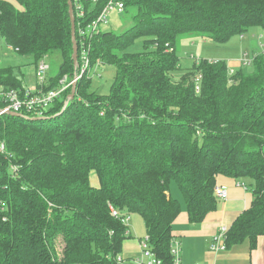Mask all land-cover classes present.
Listing matches in <instances>:
<instances>
[{
  "label": "trees",
  "instance_id": "trees-1",
  "mask_svg": "<svg viewBox=\"0 0 264 264\" xmlns=\"http://www.w3.org/2000/svg\"><path fill=\"white\" fill-rule=\"evenodd\" d=\"M107 1L79 0L84 16L73 8L76 40L78 27ZM116 1L131 26L95 34L89 52L91 68L97 62L115 67L108 92L91 91L85 70L63 111L71 86L43 118L0 117V139L19 166L11 178L0 157V197L9 209L0 221V264H120L131 213L143 220L150 253L173 264L172 224L181 204L171 182L189 222L199 223L217 208L218 175L244 187L249 181L253 195L227 228L226 248L247 241L254 249L264 236V52H252L249 73L241 66L230 73L224 60L194 59L179 80L171 75L181 66L179 38L224 43L252 26L264 30V0ZM0 35L15 52L32 55L35 66L60 54L46 91L58 88L64 75L70 80L80 73L67 0H0ZM137 41L141 52H125ZM0 85L24 87L12 67H0Z\"/></svg>",
  "mask_w": 264,
  "mask_h": 264
},
{
  "label": "rangeland",
  "instance_id": "rangeland-1",
  "mask_svg": "<svg viewBox=\"0 0 264 264\" xmlns=\"http://www.w3.org/2000/svg\"><path fill=\"white\" fill-rule=\"evenodd\" d=\"M107 20V24L100 25L101 31L121 33L131 26V22H127L123 14L115 10L108 13ZM259 41H263L262 43H264V30L257 26L250 27L242 36L238 34L232 35L224 43H218L202 36H182L177 43V54L180 58L181 66L174 70L171 75L175 80H179L185 72L193 67L194 59H208L213 61L224 60L229 69L234 70L241 66L243 72H252L254 68L253 64L242 65L240 64V60L243 58L244 54L250 59L252 57V52L258 50ZM142 49V43L137 41L133 45L127 47L125 52H141ZM34 61L32 55H21L7 46L3 37L0 35V67H12L15 76L22 79L24 86L36 83ZM45 61L49 65L47 77L55 75L61 63L60 54L58 52H53L45 58ZM114 74L115 67L113 65H101L89 75L91 78L90 90L99 93H107L113 82ZM75 83L76 82L72 83V86ZM17 172L19 173V171ZM90 181L92 185H98V180L94 173H92ZM170 188H172V193L176 192V195H178L183 202V198L175 182H171ZM133 221L134 227L140 232L141 238H145L146 231L141 216L134 213ZM131 231L133 232L132 228ZM118 256L121 257V254ZM137 258H139L140 261H137ZM129 261H131V263L134 261V264H146L148 260L147 256L141 252L134 258L129 257V259H124L120 264H127Z\"/></svg>",
  "mask_w": 264,
  "mask_h": 264
},
{
  "label": "built area",
  "instance_id": "built-area-1",
  "mask_svg": "<svg viewBox=\"0 0 264 264\" xmlns=\"http://www.w3.org/2000/svg\"><path fill=\"white\" fill-rule=\"evenodd\" d=\"M97 1V0H93ZM73 8L77 12L78 17L84 16V9L79 0L73 2ZM124 9L123 3L116 0H108L105 6L102 8L100 13L96 18L88 22L86 25H80L78 27V36L77 44L80 48L79 58L82 63L81 70L79 74L74 75L72 79L69 80L67 75H64L59 81V87L51 90H44L42 87L47 81V72L49 69L48 63L45 61V57L39 60L35 66V77L36 83L24 86L22 89H12L6 88L3 85H0V117L5 115L7 112H17L23 115H30L33 117H42L44 116L45 110L47 107L68 87L72 86V83L78 82L81 78L82 73L85 70H88L90 73L94 72L95 69L101 66L97 62L95 68H91L89 62V52H90V41L92 37L101 31L100 25L107 24L108 13L115 10L118 13H122ZM77 35V34H76ZM259 49L264 52V43H259ZM255 54H252V57L249 59L247 55L244 54L241 63L250 64L251 59ZM233 70H230L232 73ZM201 74L197 73L194 77L195 90L200 89ZM0 157L1 161L4 159L6 161V169L11 178H15L18 175V165L14 163L13 154L7 150L6 144L3 140L0 139ZM1 165V162H0ZM237 185L243 186L244 184L240 181L236 182ZM214 195L216 199L222 200L227 197V188L225 185L216 183L213 188ZM8 205L5 200L0 197V221L4 222L8 219ZM111 213L114 216L118 215V212L111 207ZM227 228L225 226L220 227L218 231L212 236L209 249L213 252H219L226 250V235ZM140 249L141 252L147 256L146 264H161V261L155 258L149 251L147 245V237L140 240ZM171 253L174 256L173 264H182L178 258V243L176 240H172L170 244ZM123 259L117 256V262H122ZM137 261H140L137 258Z\"/></svg>",
  "mask_w": 264,
  "mask_h": 264
},
{
  "label": "crops",
  "instance_id": "crops-1",
  "mask_svg": "<svg viewBox=\"0 0 264 264\" xmlns=\"http://www.w3.org/2000/svg\"><path fill=\"white\" fill-rule=\"evenodd\" d=\"M260 42L263 41L258 42V50L254 51L259 52ZM241 61L242 59L240 64ZM216 181L226 186L227 197L218 200L217 208L209 212L199 223L189 222L184 201H181L176 192L172 193L170 188L171 195L181 204V211L172 224V236L178 243V258L182 264H264V236L257 238L254 249L249 248L247 241L219 252L209 249L212 236L220 227L229 228L235 218L250 206L253 197L247 180H244L246 187L237 185L236 179L224 175H218ZM133 220L134 213H131L126 221L130 237L123 242L121 253L123 261L141 253L142 238L138 229L134 227ZM127 264H134V261L133 263L129 261Z\"/></svg>",
  "mask_w": 264,
  "mask_h": 264
},
{
  "label": "water",
  "instance_id": "water-1",
  "mask_svg": "<svg viewBox=\"0 0 264 264\" xmlns=\"http://www.w3.org/2000/svg\"><path fill=\"white\" fill-rule=\"evenodd\" d=\"M67 4H68V11H69L70 23H71L72 59H73L74 65H77L78 64V44H77L76 33H75V15H74L72 0H67ZM76 87H77L76 84L72 86L70 95L64 101L62 111L67 106L68 102L74 98ZM7 114L11 116H15V117H26L23 114L15 113V112H7Z\"/></svg>",
  "mask_w": 264,
  "mask_h": 264
},
{
  "label": "bare ground",
  "instance_id": "bare-ground-1",
  "mask_svg": "<svg viewBox=\"0 0 264 264\" xmlns=\"http://www.w3.org/2000/svg\"><path fill=\"white\" fill-rule=\"evenodd\" d=\"M76 84V83H75ZM221 201V200H220Z\"/></svg>",
  "mask_w": 264,
  "mask_h": 264
}]
</instances>
